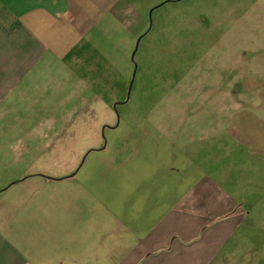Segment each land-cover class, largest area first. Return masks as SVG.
Returning <instances> with one entry per match:
<instances>
[{"label": "crops", "instance_id": "1", "mask_svg": "<svg viewBox=\"0 0 264 264\" xmlns=\"http://www.w3.org/2000/svg\"><path fill=\"white\" fill-rule=\"evenodd\" d=\"M133 3L0 0V264H230L248 212L211 153L203 168L201 145L167 143L165 174H118L112 201L104 175L40 161L47 133L102 99L127 61V39L102 46L107 25H131ZM228 121L232 148L264 159V116L241 109Z\"/></svg>", "mask_w": 264, "mask_h": 264}, {"label": "rangeland", "instance_id": "2", "mask_svg": "<svg viewBox=\"0 0 264 264\" xmlns=\"http://www.w3.org/2000/svg\"><path fill=\"white\" fill-rule=\"evenodd\" d=\"M136 2L128 28L125 21L114 33L105 27L102 49L129 41L117 52L127 61L114 77L109 72L114 83L106 78L102 99L47 133L53 145L40 161L60 159L50 173H68L73 162L74 172L104 175L112 201L118 174H165L167 143L201 145L203 168L211 153L212 171L248 212L229 246L230 264H264V159L232 148L226 127L241 109L264 116V0Z\"/></svg>", "mask_w": 264, "mask_h": 264}, {"label": "water", "instance_id": "3", "mask_svg": "<svg viewBox=\"0 0 264 264\" xmlns=\"http://www.w3.org/2000/svg\"><path fill=\"white\" fill-rule=\"evenodd\" d=\"M152 14V13H151ZM138 44H139V42H138ZM135 76H136V74H134V77L133 78H135ZM134 80V79H133ZM132 86H133V82H132V85H131V88H132Z\"/></svg>", "mask_w": 264, "mask_h": 264}]
</instances>
